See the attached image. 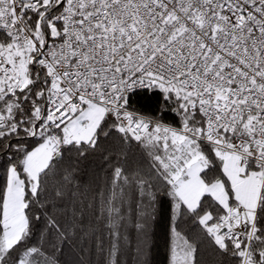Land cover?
Here are the masks:
<instances>
[{
    "label": "snow or ice",
    "instance_id": "obj_1",
    "mask_svg": "<svg viewBox=\"0 0 264 264\" xmlns=\"http://www.w3.org/2000/svg\"><path fill=\"white\" fill-rule=\"evenodd\" d=\"M161 241L264 264V0H0V264Z\"/></svg>",
    "mask_w": 264,
    "mask_h": 264
},
{
    "label": "trees",
    "instance_id": "obj_2",
    "mask_svg": "<svg viewBox=\"0 0 264 264\" xmlns=\"http://www.w3.org/2000/svg\"><path fill=\"white\" fill-rule=\"evenodd\" d=\"M132 103L134 107L140 108L144 111H148L153 106L154 101L149 100L147 97H144V96H137V97H133ZM164 255H165V250H164L163 242L161 241L159 248L155 255L156 264H163ZM63 258L65 261L68 262V264H71V261L74 259L70 250L67 248L65 249Z\"/></svg>",
    "mask_w": 264,
    "mask_h": 264
}]
</instances>
